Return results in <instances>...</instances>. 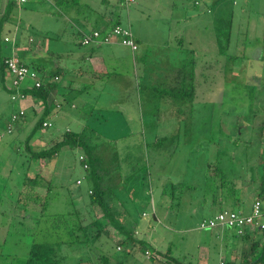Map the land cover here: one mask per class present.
Instances as JSON below:
<instances>
[{"label":"rangeland","instance_id":"obj_1","mask_svg":"<svg viewBox=\"0 0 264 264\" xmlns=\"http://www.w3.org/2000/svg\"><path fill=\"white\" fill-rule=\"evenodd\" d=\"M89 1L98 10L103 7L101 0ZM103 10L107 17L117 11L114 20L119 17L120 25L140 40V50L101 45V80L86 93L69 94L62 110L49 115L50 130L37 132L30 144L39 150L49 147L57 133L84 131L97 147L102 181L122 212L120 218L150 248L144 253L137 246L126 254L118 243L123 236L109 226L97 248L65 247L67 263L82 258L88 264L91 257L101 264L100 258L107 256L117 264L113 256H118L125 264H235L241 240L235 231L199 229L204 218L216 215L213 203L202 207L201 198L216 188L218 192L221 184L242 193L258 190L264 178V0H136ZM69 14V7H58L55 0L14 5L8 21L0 16V54L8 53L11 43L6 39L16 43L27 38L28 51L52 70L60 61L76 63L77 55L100 50L82 45L76 27L83 21ZM109 22L100 28L108 29ZM98 25L83 27L91 34ZM16 48L19 56L21 48ZM53 52L59 55L55 58ZM10 82L7 78V89L0 87V264H26L35 241L55 242L57 235L34 214L40 212L34 204L41 205L47 190H34L40 197L33 198L30 210L25 208L29 190H19L25 174L39 173L51 185L49 212L76 207L86 223L91 221L87 203L94 185L80 161L81 148H64L50 162L31 161L28 172L18 149L42 109L28 102L21 132L10 133V117L20 108ZM28 85L33 83L26 80L18 89ZM54 97L50 109L55 108ZM248 198L252 202L253 194ZM224 207L232 206L224 202ZM92 210L102 216L98 207ZM263 237L258 232L255 240L263 242Z\"/></svg>","mask_w":264,"mask_h":264},{"label":"trees","instance_id":"obj_2","mask_svg":"<svg viewBox=\"0 0 264 264\" xmlns=\"http://www.w3.org/2000/svg\"><path fill=\"white\" fill-rule=\"evenodd\" d=\"M45 1V0H40ZM56 5L58 7H69V10H75L77 15H83L84 16V10L80 8L81 1L80 0H55ZM115 3L113 5H110L109 2H112V0H102V4L105 7L114 8L117 7L123 8L126 5L124 0H114ZM8 12L4 13L1 17L5 19L6 21L9 20L10 15L12 13V9L14 5H17L14 1L8 0ZM136 3V0L135 2ZM131 3V4H134ZM28 4L23 5L22 7H26ZM55 5V4H54ZM19 6V5H18ZM84 8V7H83ZM117 11L112 10L110 11V22L108 24V31L102 32V34H107L111 32L115 27L121 26L120 25V18L117 17V19L114 20V16ZM106 13V12H105ZM79 36H82V41L85 36L84 32L77 31L76 32ZM72 35H76L75 33H72ZM136 40V39H135ZM27 42V38L23 39V37L20 40H17L15 43V47H26L24 42ZM137 42V40H136ZM5 43H11L10 47H8V53L7 54H0V87H4L7 89V78H8V70L7 66L5 64V60L7 57H9L12 53V42H6ZM138 43V42H137ZM112 44V43H111ZM81 45V42H80ZM95 45V44H94ZM103 45V44H101ZM53 56H57L56 53H51ZM62 57V56H60ZM20 61L25 65L31 68L32 70H35L41 80V87H28L26 86L24 89L19 90L18 88L14 87V91H12L13 96L23 94L25 96L32 97L35 101H40L44 105V111L39 117V120L36 122L30 133L28 134L25 142L22 143V146L19 145L18 153L24 154L26 158V163L29 164V168H27L28 172L31 171V161H52L55 157L59 156V153L64 149L68 148L70 150L81 148L82 154L84 157V161H82L83 165L85 162H88L89 170L91 172V180L93 182V188L90 193V201L87 203L90 207V217L91 221L89 223H86V219L84 218L82 210H78V208H73L72 210L65 211V212H57V213H51L48 211L50 206V197L48 190H51V185L46 181V179L39 173H37L34 177H30L28 173L25 174V178L23 180V186L19 190H29V192H26V204L25 208L30 210V205H33L36 202L33 198H39L40 193L34 192V190L42 189L47 190L46 196L43 198V202L40 204H34L40 208V212L34 210V214L37 216L38 220L44 221L43 224L50 225L51 226V232H55L57 237L55 242H48V241H41V242H34L32 244L31 250L29 252V256L26 260V264H83L84 259L81 258V260L73 261L71 263H67V257L64 253L65 247L69 249H74L75 247H84L87 248L88 251L97 248L98 243L102 239V236H107L109 234L108 227L113 226L116 230L119 231V233L123 236L120 240L119 245L125 249L126 254H132L133 249H135L137 246H139L140 250L142 252H148V248H150L148 242L145 240L139 239L135 236V229H132L133 226H130L128 228L126 226V222H123V219L120 218L122 215V212L114 207L113 205V199L111 194H109L108 188L103 184L102 177L103 174L101 173L102 169V162L99 156L96 154V145H91L92 141L90 140L89 136H85L84 131L83 133H75L73 131H65L62 134L57 133L58 135L53 143L49 147H41L39 150H35L36 148L33 147L30 144V141L32 137L36 135L37 132L41 130H50V128H44V123L49 121V115L51 114V109L49 105V99L51 98V94L53 90L59 87L62 80L64 79V76H60L63 74V68L62 67H55L54 69L49 67L46 63H43L44 61L40 60V57L33 58L32 54L25 50L21 51L19 54ZM62 60V58H60ZM60 78H59V77ZM13 99V98H12ZM17 100V99H15ZM20 110V109H19ZM18 115L17 120L13 123V130H16L17 135L21 132L22 125L25 122V115L21 116L19 115V112L14 113ZM13 114V115H14ZM12 115V116H13ZM10 117V121L11 118ZM16 125H19L18 128H16ZM264 131V130H263ZM262 131V132H263ZM11 132V133H12ZM15 132V134H16ZM15 136L14 144L18 141V138ZM21 143V142H20ZM26 170V171H27ZM212 171V170H210ZM214 171V170H213ZM214 172H210V175L213 176ZM211 176V177H212ZM221 188V189H220ZM208 190H213L212 186L210 185ZM217 188L215 189L214 193H208L203 198H201V205L202 207H206L208 202L214 201V199H220V197L217 194ZM219 190H222L224 194L225 201L228 200L229 197L233 198L235 196L237 199L236 201H239V193H242V191L238 190L237 188L232 187L231 190H226L225 184H221L219 187ZM260 190L256 196V200H260L264 202V178H262V182L258 188ZM21 202V201H20ZM98 207L100 210L102 216L96 217L93 214L92 208ZM213 211V210H212ZM223 211L219 210V208H214L215 214L217 212ZM42 218V219H41ZM205 219V218H204ZM41 222V221H40ZM50 230L48 227L45 228L43 231ZM230 229H227L229 231ZM258 233L257 231L247 232L244 236L238 235L237 233H234L236 237H238L241 242H243L240 245L239 254L237 255V258H233V261L236 260L235 264H264V237L263 242L261 240L256 241L255 239H251V235ZM264 234V233H263ZM264 236V235H263ZM97 246V247H96ZM68 249V250H69ZM86 251V252H88ZM113 258L116 260L117 264H125V262L119 258L118 256H113ZM101 264H111V260L107 256H102L101 258ZM152 261H156L155 257L150 258ZM237 260H240V263H236ZM88 264H97L94 262V260L89 257L86 259ZM178 264L179 263L177 261Z\"/></svg>","mask_w":264,"mask_h":264},{"label":"crops","instance_id":"obj_3","mask_svg":"<svg viewBox=\"0 0 264 264\" xmlns=\"http://www.w3.org/2000/svg\"><path fill=\"white\" fill-rule=\"evenodd\" d=\"M32 1H34V0H32ZM32 1L30 3H32ZM38 1L40 2V0H37V2ZM113 1L114 0H112V2ZM112 2H109V4L110 5H113L114 3L112 4ZM8 3H9L8 0H0V4L2 5V11H3V13H1L0 16H2L4 13H7L8 12V7H9L8 6L9 5ZM101 4H102V0H101ZM83 5H84V9H85L84 16L82 14L81 15H77V13L75 12V10H69V12H70L69 15H70V17H72V20L74 18H76V19L79 18L81 21H83L81 23L82 25H80L81 26L80 28H77L76 27V30L77 31H80V32L82 31L85 34H90L89 31H87L83 27L85 24H89V23H92V22L94 24H96V25L100 24V25H98L99 27L98 28L96 27V28L97 29H101L100 26L103 25L104 23L106 24V22H108L111 19L110 16L107 17L105 15V11L106 10L105 11L103 10V7H104L103 4H102L103 7L102 8L100 7L99 10H98V7H95L92 4V2H90L89 0H84ZM10 16H12V13H11ZM96 28H94L92 31L97 30ZM101 30H102V32L108 31L105 27L103 29H101ZM136 40H137L138 45H139V49L138 50H140V44H141V42H140L139 39H136ZM112 43H118V44L122 45L119 39H114ZM98 47L100 48V50H97V51L96 50H93L94 53H91L90 55L89 54L88 55H81L80 57H79V55H77L78 56V61L76 63L73 60H68L66 64H64L65 62L63 63V61H60L56 66H54V65L52 66L53 69L55 67H58V66L63 68V74H61L60 76H62V77L64 76V79L62 80L63 83L60 84L58 88H56L55 90H53V92L56 93V97L57 98H55L53 96L54 95L53 92H52V94L50 96L51 98L54 97L55 99H57L55 101V103L53 102L55 104V108H51V114L53 112V109H56L57 111L59 109L62 110V107L64 105V104H62V102L63 103L66 102V99L69 98V94H71V96L73 97V95H76L75 92L77 94L79 92H80V94L86 93V90L87 89H90V87L92 85H94L95 82L98 83L99 80H101L100 73L101 74H103V73L100 72V71H102L100 69H101V67H103V65H101L100 63H97V61L103 62V61H100V57L101 56L99 55V54L102 53V50H101L102 48H101V45H96V48H98ZM15 49H17V48L15 47ZM25 50H27V51L29 50L30 51L29 48L23 47V48H21L20 52L21 51H25ZM133 53H135V52H133ZM38 54H40V52ZM94 54H98L97 58L93 57ZM32 56H33L34 59L37 58V57H40V56L35 55V53L32 54ZM64 56L65 55L62 56L63 57L62 60L65 58ZM55 58H56V56H55ZM87 63H89V66L90 67L92 66V68H93V69L91 68L92 71L91 70H88V68L86 66ZM145 79L148 80L147 78H145ZM150 82H147L146 85L150 86V84H149ZM50 99H49V101H50ZM62 99H63V101H62ZM30 101H32V104L35 102L37 104V107H39L40 109H42V112L44 111V105L40 101H35L30 96H27V98L24 99V100H20V102H19L20 108L19 109H21V108L26 109L25 107H27V103L30 102ZM72 108L73 109H76V107L74 105L72 106ZM62 120L63 119L60 118L59 121L62 122ZM77 121H79L81 123L82 120L79 119ZM48 122H50V120ZM68 131H69V129H68ZM240 191H242V190H240ZM259 191L260 190H250L249 192H246V193H240V195L238 197L239 198V201H236L237 198H235V196L231 200L228 199L227 201H225V199L223 198L224 197V194H223L222 190H219L217 192V194L220 197V199H214L213 206H214V208H219V210L221 209L223 211L224 210H235V209H237V211H239V212H241L243 214H249L252 211L254 202L256 201V196H257V194H258ZM252 194L254 196L252 202H251L250 198L245 199L247 197V195L248 196H251ZM245 195H246V197H244ZM247 200H250V202H247ZM224 202L229 203V205L232 206L231 209L225 208L224 207ZM218 231H220L222 233H226L227 229H223V230L219 229ZM228 232H233V230H229ZM257 234L258 233H255V234L251 235V239H255L256 236H257Z\"/></svg>","mask_w":264,"mask_h":264},{"label":"built area","instance_id":"obj_4","mask_svg":"<svg viewBox=\"0 0 264 264\" xmlns=\"http://www.w3.org/2000/svg\"><path fill=\"white\" fill-rule=\"evenodd\" d=\"M17 5L23 6L30 3L32 0H12ZM126 4L134 3L135 0H124ZM114 39H119L121 44L125 47L130 48L133 52L138 51L139 45L136 42L132 31L128 28L118 26L115 27L111 32L107 34H102L99 30H94L91 34H85L82 45L89 46L92 44H111ZM6 42L10 40L6 39ZM13 49L12 53L5 60V64L8 70V78L11 80V85L14 88H18L26 80H30L33 85H28V87H41V80L39 74L25 66L17 55V49H15V40L12 42ZM27 96L19 94L13 96V100L19 99L24 100ZM19 115H25V109L21 108ZM18 115L14 114L9 122L8 130L11 133L13 130V123L17 120ZM45 128L52 127V123L45 122ZM80 161H84V157L80 156ZM84 168L87 170L89 165L87 162L84 164ZM81 180L77 181L80 185ZM199 229L201 231L216 230V229H230L235 231L238 235L244 236L247 232L257 231L264 233V202L256 200L254 202L251 213L243 214L241 212H236L234 210H224L218 212L214 217L204 219L200 225Z\"/></svg>","mask_w":264,"mask_h":264}]
</instances>
